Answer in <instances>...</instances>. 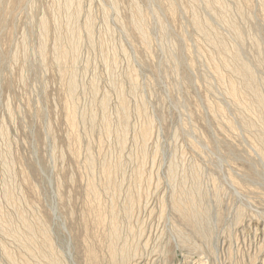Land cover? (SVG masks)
<instances>
[{
	"label": "rangeland",
	"instance_id": "obj_1",
	"mask_svg": "<svg viewBox=\"0 0 264 264\" xmlns=\"http://www.w3.org/2000/svg\"><path fill=\"white\" fill-rule=\"evenodd\" d=\"M0 264H264V0H0Z\"/></svg>",
	"mask_w": 264,
	"mask_h": 264
},
{
	"label": "bare ground",
	"instance_id": "obj_2",
	"mask_svg": "<svg viewBox=\"0 0 264 264\" xmlns=\"http://www.w3.org/2000/svg\"><path fill=\"white\" fill-rule=\"evenodd\" d=\"M243 71H245V70H243ZM246 72V71H245ZM250 72V71H249Z\"/></svg>",
	"mask_w": 264,
	"mask_h": 264
}]
</instances>
